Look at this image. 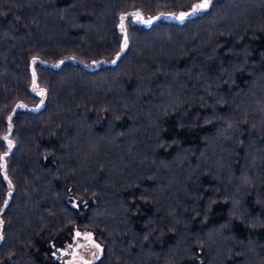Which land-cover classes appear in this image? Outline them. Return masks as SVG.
Here are the masks:
<instances>
[{
	"label": "trees",
	"instance_id": "16d2710c",
	"mask_svg": "<svg viewBox=\"0 0 264 264\" xmlns=\"http://www.w3.org/2000/svg\"><path fill=\"white\" fill-rule=\"evenodd\" d=\"M198 1L0 0V264H264V0L131 19Z\"/></svg>",
	"mask_w": 264,
	"mask_h": 264
},
{
	"label": "rangeland",
	"instance_id": "374dc122",
	"mask_svg": "<svg viewBox=\"0 0 264 264\" xmlns=\"http://www.w3.org/2000/svg\"><path fill=\"white\" fill-rule=\"evenodd\" d=\"M203 2L204 0H200L194 3L188 10L178 11L169 14L159 13L155 15H143L139 12H136L132 14L131 19L133 23L144 24V25H151L160 18H166L175 21H183L189 16L196 15L200 11L208 8L211 3V0H209L208 6L206 8L196 9L194 11L195 6ZM181 13H185L183 19L179 18ZM119 28L122 31L124 30L125 24L123 21L119 24ZM125 46H126V41L123 42V48ZM42 106H43V102L31 108L36 110ZM53 253L55 258L59 262H61V264H93L97 262L103 255V247L97 241V239L95 238V236L91 231L75 230L72 241L67 243L63 247L55 248Z\"/></svg>",
	"mask_w": 264,
	"mask_h": 264
},
{
	"label": "snow or ice",
	"instance_id": "6c2138e0",
	"mask_svg": "<svg viewBox=\"0 0 264 264\" xmlns=\"http://www.w3.org/2000/svg\"><path fill=\"white\" fill-rule=\"evenodd\" d=\"M208 3H209V0H204L203 3L198 4V5L195 6L194 11H195L196 9L206 8V7L208 6ZM184 16H185V13H181L180 16H179V18H180V19H183Z\"/></svg>",
	"mask_w": 264,
	"mask_h": 264
}]
</instances>
